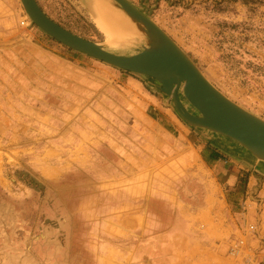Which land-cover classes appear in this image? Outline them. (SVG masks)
<instances>
[{"label":"rangeland","instance_id":"374dc122","mask_svg":"<svg viewBox=\"0 0 264 264\" xmlns=\"http://www.w3.org/2000/svg\"><path fill=\"white\" fill-rule=\"evenodd\" d=\"M128 1L264 120V0ZM36 2L109 53L147 47L144 35L109 36L86 0ZM159 88L66 48L20 0H0V264H249L231 253L249 224L261 236L248 250L264 257V163L187 125Z\"/></svg>","mask_w":264,"mask_h":264},{"label":"water","instance_id":"95a60500","mask_svg":"<svg viewBox=\"0 0 264 264\" xmlns=\"http://www.w3.org/2000/svg\"><path fill=\"white\" fill-rule=\"evenodd\" d=\"M143 28L147 47L130 56L107 52L102 46L66 31L53 22L36 0H20L31 20L44 34L66 48L119 70L148 77L170 97L179 117L189 126L225 137L264 163V120L242 109L217 90L154 22L128 0H106ZM179 93L196 113H189Z\"/></svg>","mask_w":264,"mask_h":264},{"label":"bare ground","instance_id":"6f19581e","mask_svg":"<svg viewBox=\"0 0 264 264\" xmlns=\"http://www.w3.org/2000/svg\"><path fill=\"white\" fill-rule=\"evenodd\" d=\"M86 2H89L88 5L91 6L99 27L109 36H114L117 33L121 37H125L129 34L132 35V39L141 40L139 38L143 36V28L140 25L112 10L102 0H86Z\"/></svg>","mask_w":264,"mask_h":264},{"label":"built area","instance_id":"2783aa9c","mask_svg":"<svg viewBox=\"0 0 264 264\" xmlns=\"http://www.w3.org/2000/svg\"><path fill=\"white\" fill-rule=\"evenodd\" d=\"M261 201L259 202V204ZM262 209L264 213V199L262 202ZM260 227L258 224H249L245 227V230L243 232V237L241 236V239L237 241L236 245L231 249L232 255H239L240 253L245 254V256H251V261L249 264H264V257H260V255H256L254 251L252 250V253L248 250V242L251 240L258 241L260 238ZM258 248V247H257ZM257 248L255 250H257ZM258 253H263V248H259ZM240 264H248L244 263L243 260H241Z\"/></svg>","mask_w":264,"mask_h":264},{"label":"trees","instance_id":"16d2710c","mask_svg":"<svg viewBox=\"0 0 264 264\" xmlns=\"http://www.w3.org/2000/svg\"><path fill=\"white\" fill-rule=\"evenodd\" d=\"M218 158H219L218 155H216L214 152H211V154H210V159L211 160L217 161Z\"/></svg>","mask_w":264,"mask_h":264}]
</instances>
